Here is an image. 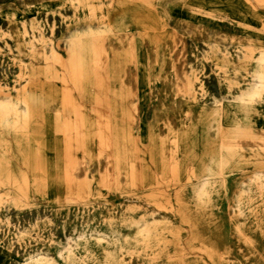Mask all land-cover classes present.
Masks as SVG:
<instances>
[{"label":"rangeland","instance_id":"374dc122","mask_svg":"<svg viewBox=\"0 0 264 264\" xmlns=\"http://www.w3.org/2000/svg\"><path fill=\"white\" fill-rule=\"evenodd\" d=\"M123 10L154 23L149 38L173 44L167 74H183L180 111L190 106L201 118L183 114L184 127L228 157L223 172L177 169L179 152L165 174L151 162L147 130L178 114L163 108L170 100L158 62L141 58L157 51L143 39L149 31L115 27ZM101 34L136 57L126 71L139 77L138 92L118 103L117 118L122 147L129 151L130 135L136 167L151 178L145 186L129 156L118 184L106 178L118 153L100 142L110 111L83 102L75 136L58 110L70 86L68 42ZM0 68V264H264V1L0 0ZM38 90L51 96L31 118ZM239 132L240 143L225 142Z\"/></svg>","mask_w":264,"mask_h":264},{"label":"bare ground","instance_id":"6f19581e","mask_svg":"<svg viewBox=\"0 0 264 264\" xmlns=\"http://www.w3.org/2000/svg\"><path fill=\"white\" fill-rule=\"evenodd\" d=\"M128 26H134L137 29L144 28L147 32L149 31L147 34H142L144 36L143 39L147 40L149 43H153L157 51L153 56L145 53L141 58L149 63L151 61L158 62L161 70L160 80L163 85L162 88L166 93H169L170 100L169 104L163 105L160 95L159 102L163 105L166 112H170L172 115L178 114L173 118H163L162 124L159 127L160 131L147 130V143L145 144V148L147 149L151 162L162 174H165L171 166L173 153L179 152L180 157L176 163L177 169H182L186 165H195L197 167L198 164H201L205 165L204 169L207 172H223L229 166L228 157L215 153L211 149L206 136L202 135V137L198 138L195 135L193 126H191V128L184 127L183 114L189 115L191 121L195 120L196 122H200L201 118L199 113L198 115L193 113L192 107L190 106H186V113L180 111V98L181 95L186 92L183 86V74L180 75L176 72L178 81H172L167 74L166 56L170 51L174 50L173 44L167 40H162L161 35L153 39L149 38V34L155 29V25L151 20L142 15L141 12L122 11L121 17L116 21L115 27L122 30ZM107 40H109V38L101 34L96 37H91L90 40L72 39L68 42L67 57L63 59L62 66L64 69L63 81L67 82L70 86L64 87L60 91L61 105L58 110L62 112L66 120V129L71 132L74 131L75 136L79 133L78 127H80L81 124L80 115L83 102H87V100L91 99L95 102L99 110L110 111L113 118L104 126V130L107 131V133L105 134V132H103V134H100V142L105 144V147H107L108 144H112V146L117 149L118 153L115 156L112 170L109 169L110 162H108L106 178H113L118 184L123 174L127 173L123 164L125 158L129 156L135 164V168L131 171L132 178L137 186H145L151 182V178L148 174L145 175V173H141L136 167L140 165V160L134 140L130 139V135L128 136V140L131 144L129 151L124 148L125 146L122 147V141L125 140V137L123 136L124 133H122L123 127L121 126V122L123 120L125 121V119L117 118L120 114L118 112V103L123 102L126 98L129 99L133 97L136 92H138L136 82L139 81V77L134 74H128L126 71V66L136 57L132 54V50L128 51L124 46L121 48H113L107 45ZM185 43L187 42L185 41ZM125 44L130 45V39H128ZM140 62L142 61H137V63L141 64ZM91 86L95 87L96 90L94 96H91L90 93ZM50 96L49 92L46 91H32L30 93L28 105L29 117L32 118L36 105L38 103L42 105V100ZM212 115L219 117L220 109L214 110ZM72 117L75 119H72ZM211 127L214 128L213 124ZM217 129H221L219 125ZM242 135L243 133L241 134V132H239L237 135H234V137H230L232 139L229 137L226 138L225 142L230 143L234 139L233 142L240 143L244 139ZM168 143L174 144V151L171 152L169 150L167 146ZM256 143L263 145L262 140ZM198 150H201V152Z\"/></svg>","mask_w":264,"mask_h":264}]
</instances>
